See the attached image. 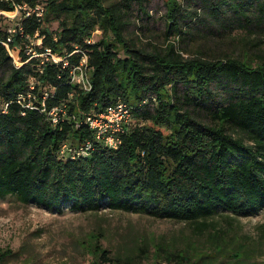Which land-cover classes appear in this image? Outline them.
I'll list each match as a JSON object with an SVG mask.
<instances>
[{
    "label": "trees",
    "instance_id": "obj_1",
    "mask_svg": "<svg viewBox=\"0 0 264 264\" xmlns=\"http://www.w3.org/2000/svg\"><path fill=\"white\" fill-rule=\"evenodd\" d=\"M135 1L150 18L145 0H0V198L14 195L57 211L108 207L185 222L220 209L259 213L264 62L186 56L179 43L203 11L226 30L251 25L253 6L264 21V0H165L167 43L153 47L128 34ZM25 3L44 6V16L24 12L10 20L4 13ZM18 22L24 31L11 33ZM31 46L38 55L28 53ZM68 55L71 66L87 55L89 89L71 80V66L53 59ZM119 103L129 106L132 119L113 147L86 118ZM54 107L62 108L58 122ZM93 239L92 264H136L111 257ZM224 248L157 243L150 264H214L218 252L230 264H264L241 248ZM12 254L0 248V264Z\"/></svg>",
    "mask_w": 264,
    "mask_h": 264
},
{
    "label": "rangeland",
    "instance_id": "obj_2",
    "mask_svg": "<svg viewBox=\"0 0 264 264\" xmlns=\"http://www.w3.org/2000/svg\"><path fill=\"white\" fill-rule=\"evenodd\" d=\"M165 2L145 0L150 18L141 14L137 1L133 3L128 34L139 45H166ZM198 6L195 4V7ZM249 12L254 18L251 25L235 29L228 26L226 30L221 28L218 20L203 11L202 20H191V35L179 43L180 49L186 56L208 59L248 57L264 62V21L259 20L256 6L251 7ZM227 17L232 20L234 13H229ZM51 25L56 29L58 22L53 21ZM14 55L19 62L18 53L14 52ZM200 117L208 121L204 113ZM147 124L150 125V122ZM95 236L99 239L98 244L104 246L111 257L132 258L136 264H150L157 243L175 249L176 246L185 247L190 241L199 247H213V250L216 244H224L225 252L241 248L263 260L264 209L252 215H237L220 209L199 222H185L108 207L97 211H74L70 208L57 211L35 203L25 204L14 195L0 198V248L13 250L4 264H77L92 261L94 254L89 249L96 243ZM217 255L214 264L232 262L220 252Z\"/></svg>",
    "mask_w": 264,
    "mask_h": 264
},
{
    "label": "built area",
    "instance_id": "obj_3",
    "mask_svg": "<svg viewBox=\"0 0 264 264\" xmlns=\"http://www.w3.org/2000/svg\"><path fill=\"white\" fill-rule=\"evenodd\" d=\"M24 12H26L27 16L36 14L39 17H42L45 14V8L42 5H37L34 7V6H30L28 3H25V4L17 5L14 11L4 12V13L9 17L10 20H15L16 18H19L21 15H23ZM13 13L16 14L13 15ZM18 30L24 31L22 24L20 22L17 23V27L10 29L11 33H16ZM96 32H100V30L98 29ZM41 43H42V39L40 38L38 40V44ZM77 51H80V49H76L74 52ZM31 52H33L35 55H38L36 51L33 50L32 46L28 51V53ZM47 53L51 54L52 50L48 49ZM12 54L14 55V52H12ZM68 57L69 55L61 59L60 57L53 56V59L58 63L64 62V66H71V62L69 61ZM70 74H71V80L79 84L81 87L85 89H89L91 87L92 74L89 69V61L87 55H83L79 63H76L73 66H71ZM32 88H34V86H32ZM28 106H32V104L29 103ZM60 111H62V108L60 107L53 108L51 114L53 115L54 122H58V112ZM131 119H132V111L129 108V106L126 103H119L117 105L109 107L108 110L103 111L98 116H94V115L87 116L86 122L89 123L91 128L96 130L97 137L100 140H103L108 146L117 147L120 143L118 133L126 131L125 125L129 123ZM67 148L68 145L66 144L63 145V152H65ZM77 264H92V262L81 261Z\"/></svg>",
    "mask_w": 264,
    "mask_h": 264
}]
</instances>
